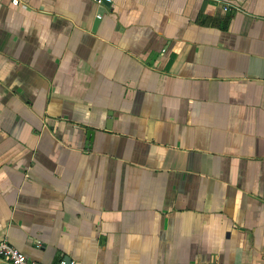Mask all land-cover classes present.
Segmentation results:
<instances>
[{
    "label": "crops",
    "instance_id": "1",
    "mask_svg": "<svg viewBox=\"0 0 264 264\" xmlns=\"http://www.w3.org/2000/svg\"><path fill=\"white\" fill-rule=\"evenodd\" d=\"M11 1L0 240L45 264H264V0Z\"/></svg>",
    "mask_w": 264,
    "mask_h": 264
},
{
    "label": "built area",
    "instance_id": "2",
    "mask_svg": "<svg viewBox=\"0 0 264 264\" xmlns=\"http://www.w3.org/2000/svg\"><path fill=\"white\" fill-rule=\"evenodd\" d=\"M100 3L101 0H94ZM13 5L18 4V0L11 1ZM226 10V8H225ZM164 52V50H163ZM0 261L6 264H45L28 259L20 250L12 246L6 239L0 240ZM57 264H76L74 261L61 259Z\"/></svg>",
    "mask_w": 264,
    "mask_h": 264
},
{
    "label": "water",
    "instance_id": "3",
    "mask_svg": "<svg viewBox=\"0 0 264 264\" xmlns=\"http://www.w3.org/2000/svg\"><path fill=\"white\" fill-rule=\"evenodd\" d=\"M101 9L103 10L104 9V6H107L109 4V1L108 0H101ZM66 260L67 262L69 261V259H64Z\"/></svg>",
    "mask_w": 264,
    "mask_h": 264
}]
</instances>
